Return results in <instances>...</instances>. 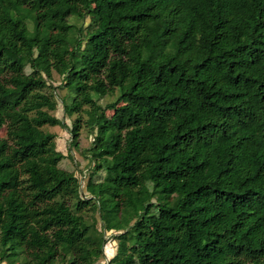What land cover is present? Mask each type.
Returning a JSON list of instances; mask_svg holds the SVG:
<instances>
[{"label": "trees", "instance_id": "obj_1", "mask_svg": "<svg viewBox=\"0 0 264 264\" xmlns=\"http://www.w3.org/2000/svg\"><path fill=\"white\" fill-rule=\"evenodd\" d=\"M100 260L264 264V0H0V264Z\"/></svg>", "mask_w": 264, "mask_h": 264}, {"label": "rangeland", "instance_id": "obj_2", "mask_svg": "<svg viewBox=\"0 0 264 264\" xmlns=\"http://www.w3.org/2000/svg\"><path fill=\"white\" fill-rule=\"evenodd\" d=\"M87 20H85V25L87 24ZM61 81V78L53 73V85L57 86L59 85ZM61 94H64V92H61ZM104 102V100H101ZM111 112H107V115H110ZM55 116L59 119H63V121L67 124H71V118H67L62 110L61 104L58 105V108L55 112ZM47 130H49L51 133H54L56 135L55 143H56V149L60 151L64 156L68 154L69 149V139L70 136L67 133L66 130L62 129L59 126L55 127H47ZM91 137L87 135L86 131L82 130L80 137H79V149L75 150L74 148L71 149V156L65 157L61 162L59 167L62 169H65L67 171L73 172L81 181L82 186L85 185V182L87 180L86 175L84 173H87V161L84 160V158L81 155V151L87 147H89L91 143ZM67 246L63 245L61 247L62 251L64 252L66 250ZM115 253V242L109 241L106 243L104 247V256L105 259H109L112 257ZM104 261L100 260L99 264H102Z\"/></svg>", "mask_w": 264, "mask_h": 264}]
</instances>
